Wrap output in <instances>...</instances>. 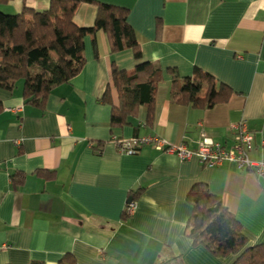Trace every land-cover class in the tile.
<instances>
[{"label": "crops", "instance_id": "obj_1", "mask_svg": "<svg viewBox=\"0 0 264 264\" xmlns=\"http://www.w3.org/2000/svg\"><path fill=\"white\" fill-rule=\"evenodd\" d=\"M97 2L127 8L140 57L111 53L99 29L84 36L81 70L43 105L24 101L20 81L0 88V264H231L235 254L214 255L187 235L188 193L205 183L255 245L264 241V178L236 161L205 166L195 152L185 160L141 140L195 150L209 138L230 150L243 120L252 134L245 155L264 160V0H84L78 26L93 25ZM48 4L8 0L0 10ZM111 61L127 74L146 61L159 69L152 112L138 105L115 128L101 101L108 87L117 103ZM197 68L227 88L212 106L173 98L171 69L180 80ZM123 142L136 151L123 152Z\"/></svg>", "mask_w": 264, "mask_h": 264}, {"label": "trees", "instance_id": "obj_2", "mask_svg": "<svg viewBox=\"0 0 264 264\" xmlns=\"http://www.w3.org/2000/svg\"><path fill=\"white\" fill-rule=\"evenodd\" d=\"M81 1L84 0H49L45 9L23 6L20 12L0 11V88L13 90L20 81L24 101L43 105L54 86L69 81L81 70L85 62L84 36L99 29L107 34L111 53L131 49L140 57L138 42L127 21V8L97 2L93 25L78 26L73 16ZM149 71L151 76L143 81ZM158 71L146 61L127 74L111 61L110 77L117 91V103H113L108 87L101 97L110 106L111 127L126 125L138 105H146L152 112ZM171 72L172 95L180 104L212 106L227 92L224 85L215 87L214 78L198 68L193 76L180 80L174 69ZM205 84L206 93L201 97ZM187 199L192 206L187 235L193 243L205 246L214 255L235 254L231 264H264V241L247 245L239 222L205 183H195Z\"/></svg>", "mask_w": 264, "mask_h": 264}, {"label": "built area", "instance_id": "obj_3", "mask_svg": "<svg viewBox=\"0 0 264 264\" xmlns=\"http://www.w3.org/2000/svg\"><path fill=\"white\" fill-rule=\"evenodd\" d=\"M233 128L238 130L235 137V144L232 149H225L221 144L212 141L209 138H202L197 144L195 150H189L183 143L178 145H167L163 140L157 138L142 139V143L153 142L157 149H165L168 152H176L181 159L189 160L195 152L200 162L205 166H215L221 164L224 160L236 161L240 167H246L256 171L258 175L264 178V160L253 161L250 160L242 149V144H249L252 140V134L248 131L245 122L239 121L233 125ZM122 144V151L126 153H134V145L128 143ZM131 208L134 206L132 203Z\"/></svg>", "mask_w": 264, "mask_h": 264}, {"label": "rangeland", "instance_id": "obj_4", "mask_svg": "<svg viewBox=\"0 0 264 264\" xmlns=\"http://www.w3.org/2000/svg\"><path fill=\"white\" fill-rule=\"evenodd\" d=\"M0 11L7 12V11H9V10L4 11L3 9H1ZM10 12H13V11H10ZM10 12H7V13H10Z\"/></svg>", "mask_w": 264, "mask_h": 264}]
</instances>
